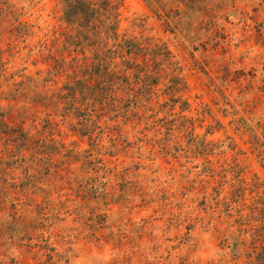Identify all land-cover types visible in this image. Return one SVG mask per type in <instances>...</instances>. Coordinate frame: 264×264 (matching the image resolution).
<instances>
[{"label":"rangeland","instance_id":"1","mask_svg":"<svg viewBox=\"0 0 264 264\" xmlns=\"http://www.w3.org/2000/svg\"><path fill=\"white\" fill-rule=\"evenodd\" d=\"M122 2L121 29L137 33L132 20L149 15L148 30L167 39L183 59L191 93L212 104L228 134L247 151L246 204L263 208L264 166L248 152L247 136L222 114L245 108L252 124L264 121V64L254 61L264 57V31L259 32L264 0H173L167 14L180 20L175 33L171 25L164 29L143 0ZM59 15L56 0H0V46L9 70L0 82L10 73L36 71L28 40L15 39L16 26L28 22L38 34L39 28L57 26ZM2 88L3 114L10 101ZM209 137L226 141L222 131ZM63 139L90 148L86 137L69 131ZM129 139L132 143L111 159L119 172L98 177L96 190L64 183L52 186L51 198L48 188L33 194L37 204L30 200L33 195L0 196V264H264L256 249L264 240L262 226L216 204L211 183L204 196L188 172L191 164L173 157V149L166 153L151 126L142 122Z\"/></svg>","mask_w":264,"mask_h":264},{"label":"trees","instance_id":"2","mask_svg":"<svg viewBox=\"0 0 264 264\" xmlns=\"http://www.w3.org/2000/svg\"><path fill=\"white\" fill-rule=\"evenodd\" d=\"M56 1L57 26L39 28L38 34L28 22L16 26L15 39L28 40V56L36 71L10 73L0 82V99L4 85L10 101L0 113V196L21 199L48 188L50 197L52 186L64 183L96 190L98 177L119 172L111 159L132 143L130 130L143 122L151 126L153 139L166 153L173 149V157L191 164L188 172L195 174L204 196L211 183L215 203L248 223L257 222L264 237V207L246 204L247 151L228 134L212 104L191 93L183 59L167 39L148 30L149 15L135 17L132 23L139 31L128 33L120 26L122 0ZM143 1L164 29L170 25L174 33L179 29L180 20L167 14L173 0ZM261 11L260 34L264 6ZM261 59L254 61L264 64ZM7 63L0 46V78L7 76ZM245 113V108L225 110L222 117H230L228 124L234 123L240 135L247 136L243 143L248 152L264 166V121L252 124ZM67 131L86 137L90 148L66 144ZM219 131L226 141L209 137ZM229 151L235 152L229 156ZM73 164L78 166L71 169ZM230 179L239 184H229ZM30 200L39 203L35 196ZM259 243L257 254L264 261V240Z\"/></svg>","mask_w":264,"mask_h":264}]
</instances>
